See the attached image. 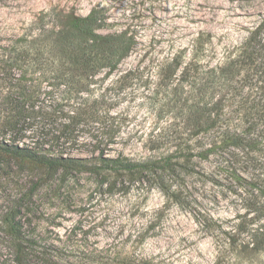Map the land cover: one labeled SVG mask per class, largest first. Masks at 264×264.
Wrapping results in <instances>:
<instances>
[{
	"label": "rangeland",
	"instance_id": "374dc122",
	"mask_svg": "<svg viewBox=\"0 0 264 264\" xmlns=\"http://www.w3.org/2000/svg\"><path fill=\"white\" fill-rule=\"evenodd\" d=\"M94 9L106 19L103 33L127 30L136 38V48L118 70L107 77L98 76L96 95L120 92L118 104L109 108L115 123L120 124L112 156L122 152L140 161L160 153L149 149L155 136L172 123L183 121L169 87L181 78L167 85L162 68L180 54L185 64L198 56L202 68H224L229 56L237 55L264 18V0H0V39L4 42L21 35L39 22L43 13L52 14L46 18L51 19V27L66 16H87ZM131 71L134 76L123 79ZM225 92L215 95L218 100L225 98L224 110L217 129L208 134V140H214L218 148L209 160H196L201 162L198 169L205 177L189 179L197 199L195 211L171 206L164 210L159 224L150 228L151 220L166 203L161 192L133 191L109 197L97 189L92 177L79 175L60 189L53 184L38 191L32 219L37 243L53 245L56 249L51 254H59L61 264H86L78 253L94 248L121 252V258L133 257L132 264H264V253L242 261L225 247L222 239L226 235L210 236L196 218L198 210L204 211L224 231L237 232L239 245L249 241L247 231L261 224L253 221L255 213L249 210L254 198L248 182L264 179V136L257 125L250 128L252 144H247L245 152L229 144L236 131L249 130L241 107L248 88L233 97V92ZM252 99L250 96L246 107L254 104ZM55 109L68 110L63 103L47 107L51 114L39 119L35 128L60 143L54 135L59 134L64 116L63 112L56 115ZM93 131L82 135L80 141H89ZM89 151L92 148L81 146L67 153L91 158ZM4 164L0 162V264H14L12 252L2 244V239H7L3 222L14 193ZM140 233H145V238L135 242ZM28 264L40 261L35 255L29 257Z\"/></svg>",
	"mask_w": 264,
	"mask_h": 264
},
{
	"label": "trees",
	"instance_id": "16d2710c",
	"mask_svg": "<svg viewBox=\"0 0 264 264\" xmlns=\"http://www.w3.org/2000/svg\"><path fill=\"white\" fill-rule=\"evenodd\" d=\"M49 15L52 14L43 13L39 22L21 35L10 36L4 42L0 39V162H5L3 171L11 177L14 192L3 222L7 239L3 238L2 244L12 252L14 264H28L29 257L35 255L40 264L63 262L59 254H51L56 249L53 245H39L33 236L34 198L38 191L52 188L53 184L60 189L79 175L92 177L97 189L109 197L133 191L161 192L166 203L151 220L150 228L159 224L164 210L171 206L195 211L197 199L193 198L189 179L205 177V172L198 169L201 162L196 160H209L218 148L214 140H208L224 110L225 98L215 99L217 93L233 92V97L248 88L241 107L249 130L236 131L231 146L245 152L247 144H252L248 139L250 128L257 125L264 136V18L237 55L229 56L224 68H202L198 56L185 64L181 54L162 68L167 85L181 78L177 85L169 87L183 121L172 123L155 136L149 149L160 153L140 161L122 152L112 156L120 124L115 123L109 108L118 104L120 92L96 95L98 76L107 77L118 70L136 48L135 36L127 30L103 33L106 19L96 9L87 16H66L51 27V19H46ZM131 75L134 72H128L123 79ZM250 96L254 104L246 107ZM59 103L68 110L62 111V128L54 135L61 142L55 143L35 125L51 114L47 107ZM53 112L62 114L56 109ZM91 130V139L80 141ZM81 146L92 148L91 158L67 153ZM20 176L25 179L21 181ZM237 178L243 179L239 175ZM248 183L254 198L249 210L255 213L253 221L261 224L247 231V243L239 245L237 232L224 231L204 211L196 213L202 230L213 237L226 235L222 239L225 247L242 261L264 253V179L253 178ZM145 236L138 234L135 242ZM78 256L86 264H132L134 259L121 258V252L95 248L80 251Z\"/></svg>",
	"mask_w": 264,
	"mask_h": 264
}]
</instances>
